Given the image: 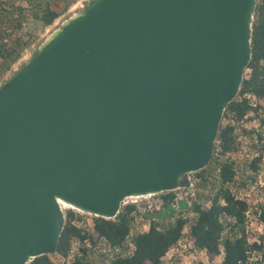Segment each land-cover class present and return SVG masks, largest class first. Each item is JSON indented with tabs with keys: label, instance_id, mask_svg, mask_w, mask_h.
I'll return each mask as SVG.
<instances>
[{
	"label": "water",
	"instance_id": "1",
	"mask_svg": "<svg viewBox=\"0 0 264 264\" xmlns=\"http://www.w3.org/2000/svg\"><path fill=\"white\" fill-rule=\"evenodd\" d=\"M258 0H95L0 88V264L57 252L61 203L114 220L211 163Z\"/></svg>",
	"mask_w": 264,
	"mask_h": 264
},
{
	"label": "trees",
	"instance_id": "2",
	"mask_svg": "<svg viewBox=\"0 0 264 264\" xmlns=\"http://www.w3.org/2000/svg\"><path fill=\"white\" fill-rule=\"evenodd\" d=\"M71 1L76 0H0V70L12 67L32 43L30 38L26 39L22 35L30 19L40 21L47 27L53 26L61 16L60 6L66 4V11ZM249 95L258 99L257 107L252 106L247 97ZM252 113L261 118L264 116V0H258L255 15L252 61L246 71L241 92L227 107L223 117V121L230 118L235 125H221L211 163L195 174L198 186L202 188L206 198L203 199L198 193L192 207L183 203L180 214H177L170 207L175 194H162L165 208L156 217L157 221L151 223L148 232L132 239L135 252L131 256H118L110 264H165L164 259L182 240L188 225L191 243L196 249L206 251L211 260L222 256V264H246L250 255L256 252L261 254V259L253 264H264V234L259 237V242H251L247 229L250 207L247 202L238 200L229 188V184L238 175L236 163L230 157L239 152L236 125L249 120ZM261 122L264 126V117ZM253 134L263 141L261 134ZM218 149L219 157L216 156ZM261 158L259 155L252 161L251 168L254 172L257 171ZM214 173L216 176L213 179ZM207 203H210L209 207L205 206ZM184 210L192 215V220L185 216ZM136 212L137 206L128 205L121 209L114 220L95 217L94 233H91L74 225L77 213L69 211L54 255L68 257L75 240L83 245L88 241L96 246L100 239H106L113 247L124 248L131 235ZM259 213V220L264 226V206H260ZM82 252L83 257L74 264H93L87 249L83 248ZM51 256L39 257L30 264H56Z\"/></svg>",
	"mask_w": 264,
	"mask_h": 264
},
{
	"label": "rangeland",
	"instance_id": "3",
	"mask_svg": "<svg viewBox=\"0 0 264 264\" xmlns=\"http://www.w3.org/2000/svg\"><path fill=\"white\" fill-rule=\"evenodd\" d=\"M95 0H76L71 1L70 6L66 11H64V7L66 4H62L60 6V13L61 16L59 20H57L53 26L47 27L44 26L43 23L40 21L32 20L30 19L27 24L25 25V31L22 32V35L26 37V39L30 38L32 43L29 47H27L23 52L20 59L12 65L7 70H0V88L9 80H11L17 73H19L26 65L29 63L33 57L36 55L39 47L58 29L61 27V25L70 19L72 16L78 13H82L85 11L87 6L92 3ZM249 76V72H248ZM263 115V114H262ZM264 117V116H263ZM262 117V118H263ZM261 117L250 114L249 120L245 121L241 125H236V135L238 137V145H239V152H235L231 158L234 159L236 164L240 168V177L242 181V189L247 183H256V182H264V126L261 122ZM235 125L233 123V120L230 118H226L224 121H222V124L224 127L227 125ZM259 134L262 135L263 141L259 140V144H256L254 141V132H256V135ZM241 138V140H239ZM220 149L217 150L216 156L219 157ZM255 155H261V162L257 166V171L254 172V170L251 168V163L253 160V157ZM256 159V158H254ZM216 176V173L213 174V179ZM192 180L196 181L198 180L197 176L194 174L192 176ZM202 188H199L198 186V193L203 196V199L206 198L202 192ZM181 192H178V194ZM198 198V194H197ZM159 199V197L155 198ZM250 204L254 205L259 208L260 206H264V188H259L257 191H254L250 195ZM139 203L145 202V200H138ZM132 202V201H130ZM132 205V204H129ZM69 211H73L71 209L65 210L66 215ZM256 211V210H255ZM77 213V212H75ZM183 213H185V216L188 217L190 220H192V215H189L187 210H184ZM79 216V214H77ZM90 220V223H92V218H87ZM248 226L250 227V238L251 242H257L259 241V237L263 235V229L261 227V223L257 220L253 219V216H251V220L248 223ZM52 260L56 264H62L61 257L59 255H52ZM223 261V257H218L215 260H211L209 257H206L205 255L196 252L192 248H187L186 251H184L182 254H175V252H172L169 256H167L164 259L165 264H221ZM95 264H103L104 258L101 257L99 254H97L94 258Z\"/></svg>",
	"mask_w": 264,
	"mask_h": 264
},
{
	"label": "built area",
	"instance_id": "4",
	"mask_svg": "<svg viewBox=\"0 0 264 264\" xmlns=\"http://www.w3.org/2000/svg\"><path fill=\"white\" fill-rule=\"evenodd\" d=\"M248 99L251 100L252 106L255 108L258 106L259 102L258 99L254 96H247ZM254 114V113H253ZM259 127H257V132L259 133L258 130ZM264 129V128H263ZM241 140V138L239 139ZM254 141L256 144H259V140L257 136H254ZM234 156L233 154L230 155V157ZM259 155H255L253 157L257 158ZM252 160V161H253ZM235 162V160L233 159ZM236 163V162H235ZM237 166V171L238 175L235 178L234 182L229 184V188L233 195L240 201L247 202L249 205V211L247 213V229L248 233L250 234V227L248 226L249 221L251 220V216H253L254 220H259V208L251 205L250 204V195L252 192L257 191L260 187L264 188V182H256V183H247L244 188L242 189V181L240 177V168ZM194 175V174H193ZM189 176L188 183L185 187L173 192L175 194V199L173 202L170 203V207L177 213L180 214L181 212V206L183 203L187 204V206L190 208L192 207V203L197 199V194H198V180L193 181L192 176ZM178 192H181L178 194ZM159 197V199H155ZM138 200H145L143 203H139ZM132 201V202H130ZM129 204L137 206V212L134 214L135 217V222L133 223L132 230H131V235L127 240V243L124 248L120 247H113L106 239H100L97 243L96 246L92 245L90 242H85L83 245L80 241L75 240L72 244V248L70 250V253L68 257H61V262L62 264H74L77 259L83 257V252L82 249L85 248L88 251L89 259L91 263L95 264L94 258L97 254H99L101 257L104 258V263L103 264H110L112 260H114L116 257H126V256H131L135 252V246L132 242V239L139 234L146 233L150 230L151 223L153 221H157V216L158 214L164 210L165 208V201L163 198H161V195L157 196H148V197H143V198H130L127 199L123 205V207L128 206ZM205 206L209 207L210 203H207ZM121 208V209H122ZM256 210V211H255ZM79 216L77 215L76 220L73 222L74 225L85 229L88 232L94 233V228H95V223H94V218L95 216L85 214L79 211H75ZM66 213V212H65ZM67 218V215H66ZM87 218H92V223H90V220ZM230 221V220H229ZM261 223V222H260ZM261 227L264 232V226L261 223ZM264 234V233H263ZM259 242V241H257ZM254 243V242H253ZM187 248H192L196 252H199L206 257H209L208 253L206 251H201L195 248V246L191 243L190 241V225H188L185 228L184 231V236L182 240L177 244L173 252L175 254H182L184 251H186ZM210 258V257H209ZM261 259V254L260 253H253L250 255L248 261L246 264H253Z\"/></svg>",
	"mask_w": 264,
	"mask_h": 264
},
{
	"label": "bare ground",
	"instance_id": "5",
	"mask_svg": "<svg viewBox=\"0 0 264 264\" xmlns=\"http://www.w3.org/2000/svg\"><path fill=\"white\" fill-rule=\"evenodd\" d=\"M62 205V209L63 211L67 210V209H71V210H75V211H78L77 209L73 208L72 206H69L67 204H64V203H61Z\"/></svg>",
	"mask_w": 264,
	"mask_h": 264
},
{
	"label": "crops",
	"instance_id": "6",
	"mask_svg": "<svg viewBox=\"0 0 264 264\" xmlns=\"http://www.w3.org/2000/svg\"><path fill=\"white\" fill-rule=\"evenodd\" d=\"M172 252H173V251H171L167 256H169ZM167 256H166V257H167ZM221 257H222V256H221ZM222 262H223V261H222ZM222 262H221V264H222Z\"/></svg>",
	"mask_w": 264,
	"mask_h": 264
}]
</instances>
